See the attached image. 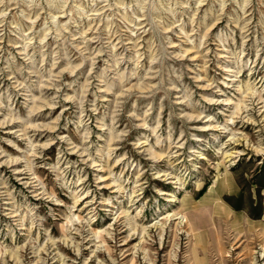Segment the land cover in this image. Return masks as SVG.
I'll return each instance as SVG.
<instances>
[{
  "label": "rangeland",
  "instance_id": "374dc122",
  "mask_svg": "<svg viewBox=\"0 0 264 264\" xmlns=\"http://www.w3.org/2000/svg\"><path fill=\"white\" fill-rule=\"evenodd\" d=\"M0 264H264V0H0Z\"/></svg>",
  "mask_w": 264,
  "mask_h": 264
},
{
  "label": "bare ground",
  "instance_id": "6f19581e",
  "mask_svg": "<svg viewBox=\"0 0 264 264\" xmlns=\"http://www.w3.org/2000/svg\"><path fill=\"white\" fill-rule=\"evenodd\" d=\"M185 223H186V221H185Z\"/></svg>",
  "mask_w": 264,
  "mask_h": 264
}]
</instances>
